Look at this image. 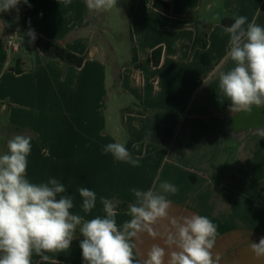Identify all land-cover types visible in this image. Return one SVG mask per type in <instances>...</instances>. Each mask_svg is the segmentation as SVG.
Returning <instances> with one entry per match:
<instances>
[{
  "label": "crops",
  "instance_id": "obj_1",
  "mask_svg": "<svg viewBox=\"0 0 264 264\" xmlns=\"http://www.w3.org/2000/svg\"><path fill=\"white\" fill-rule=\"evenodd\" d=\"M162 1L170 4L168 12L155 8L154 0H131L136 51L113 73L105 49L94 42L85 0H72L67 7L58 0L50 13L32 0L31 7L23 4L17 28H10L0 13V153L10 137L30 136L27 179L59 180L74 197L70 211L85 219L104 215L100 197L118 200V225L129 219L131 189L159 191L162 182L174 184L178 192L167 194L169 215L209 217L219 233L212 251L221 256L220 264H264V256L250 248V242L264 237V137L249 133L230 142L220 127L231 114L230 102L218 87L219 74L234 66L223 20L244 15L264 26V0ZM74 3L80 21L68 15ZM29 27L86 56L84 65L44 56L29 43ZM198 30L206 48H193ZM12 35L18 51L9 46ZM159 48L161 61L154 66L153 52ZM117 89L131 103L108 114L103 99ZM114 142L124 143L139 166L102 152ZM80 187L97 194L91 213L81 208ZM156 229V238L142 233L134 239L139 257L146 258L154 244L173 250L166 244L169 220L159 221ZM76 237L68 250L47 253L49 261L84 264L82 237ZM39 261L33 254L32 264Z\"/></svg>",
  "mask_w": 264,
  "mask_h": 264
},
{
  "label": "clouds",
  "instance_id": "obj_2",
  "mask_svg": "<svg viewBox=\"0 0 264 264\" xmlns=\"http://www.w3.org/2000/svg\"><path fill=\"white\" fill-rule=\"evenodd\" d=\"M21 2L31 7L28 0H0V13H19ZM85 2L90 12L108 11L117 5V0ZM63 3L67 7L71 0ZM224 31L230 36L228 56L234 66L219 74L218 87L230 102V113H250L252 106L264 107V26L240 15ZM25 35L29 43L37 38L31 27ZM256 130L264 137V126ZM31 148V137L17 134L0 153V264H32L33 254L40 257L39 264H48L47 253L68 250L77 230L84 264H220L221 256L212 251L219 233L209 217L192 214L178 219L169 215L172 201L167 194L178 192L174 184L162 182L159 191L131 189L134 201L127 207L129 219L120 225L116 220L120 202L105 197H100L104 215L85 219L70 211L74 197L66 194L59 180L49 177L46 182L33 183L27 179ZM102 152L139 166V158L124 143H108ZM78 193L83 212L91 213L97 194L85 187ZM164 219L172 227L166 244L173 250L166 252L165 247L154 244L146 258L139 257L134 239L142 233L160 236L156 225ZM250 248L257 257L264 256V237L258 243L250 242Z\"/></svg>",
  "mask_w": 264,
  "mask_h": 264
},
{
  "label": "rangeland",
  "instance_id": "obj_3",
  "mask_svg": "<svg viewBox=\"0 0 264 264\" xmlns=\"http://www.w3.org/2000/svg\"><path fill=\"white\" fill-rule=\"evenodd\" d=\"M57 1L58 0H39L38 8L41 11H45V13H50V11L56 7ZM22 7L23 3L21 2L19 5V13H17L16 10L1 13L10 28L18 27ZM27 10H29V8H27ZM131 11V0H117L116 7L108 11L90 12L87 8L88 17L94 27V42H98L105 49L107 53V69L111 70L112 73L116 72V70H121V64L131 61L132 57L135 55L136 50H133L132 30L130 24ZM71 13V19L74 18L73 20L80 21L78 8H75V3L71 6ZM20 43V45H22L27 51L28 46L26 43L21 42V40ZM130 103L131 100L129 101V98L122 94L119 89H117L116 92L113 91L110 93L108 98L103 99V106L107 107L108 114H110L111 110L114 108L121 105H130ZM76 235H79L78 230Z\"/></svg>",
  "mask_w": 264,
  "mask_h": 264
},
{
  "label": "trees",
  "instance_id": "obj_4",
  "mask_svg": "<svg viewBox=\"0 0 264 264\" xmlns=\"http://www.w3.org/2000/svg\"><path fill=\"white\" fill-rule=\"evenodd\" d=\"M154 7L160 10L169 11L170 4L167 2H163L162 0H154ZM234 19H225L223 20L222 24L227 27L231 23H233ZM41 51V53L46 56L47 58H54L59 59L65 62L68 65H72L78 68H81L87 57L80 56L74 53L73 51L69 50L67 47L62 45L61 43L53 40H48L40 35H37L36 40L33 42ZM206 48L207 41L205 39V35L201 33L200 30L197 32V37L194 42L193 48L196 47ZM162 49H156L153 52V64L154 66H158L161 61ZM138 114L144 115L145 110L138 112ZM48 264H61L56 262L49 261Z\"/></svg>",
  "mask_w": 264,
  "mask_h": 264
},
{
  "label": "water",
  "instance_id": "obj_5",
  "mask_svg": "<svg viewBox=\"0 0 264 264\" xmlns=\"http://www.w3.org/2000/svg\"><path fill=\"white\" fill-rule=\"evenodd\" d=\"M264 126V107L252 106L250 113H231L221 122V129L230 142L236 143L249 133H258V127Z\"/></svg>",
  "mask_w": 264,
  "mask_h": 264
},
{
  "label": "built area",
  "instance_id": "obj_6",
  "mask_svg": "<svg viewBox=\"0 0 264 264\" xmlns=\"http://www.w3.org/2000/svg\"><path fill=\"white\" fill-rule=\"evenodd\" d=\"M16 40H17V36H16V35H12V36L10 37V40H9V46H10L13 50L18 51L20 46H19V44L16 42Z\"/></svg>",
  "mask_w": 264,
  "mask_h": 264
}]
</instances>
